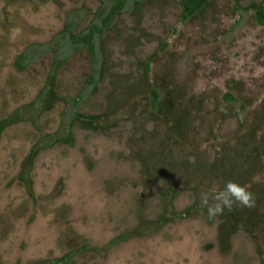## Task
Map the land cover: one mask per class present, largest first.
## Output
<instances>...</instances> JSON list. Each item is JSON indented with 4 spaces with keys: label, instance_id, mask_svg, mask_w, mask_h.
<instances>
[{
    "label": "rangeland",
    "instance_id": "1",
    "mask_svg": "<svg viewBox=\"0 0 264 264\" xmlns=\"http://www.w3.org/2000/svg\"><path fill=\"white\" fill-rule=\"evenodd\" d=\"M114 1L0 0V264H264V0Z\"/></svg>",
    "mask_w": 264,
    "mask_h": 264
},
{
    "label": "trees",
    "instance_id": "2",
    "mask_svg": "<svg viewBox=\"0 0 264 264\" xmlns=\"http://www.w3.org/2000/svg\"><path fill=\"white\" fill-rule=\"evenodd\" d=\"M131 0H115L110 8L102 9L98 14V20L90 29L74 38L75 44L87 46L93 56L96 55V43L104 33L110 21L118 13L122 12ZM211 0H183L182 19L187 20L194 14L200 12L203 7ZM260 23L264 24V7L260 6L257 11ZM156 92L154 91V94Z\"/></svg>",
    "mask_w": 264,
    "mask_h": 264
},
{
    "label": "clouds",
    "instance_id": "3",
    "mask_svg": "<svg viewBox=\"0 0 264 264\" xmlns=\"http://www.w3.org/2000/svg\"><path fill=\"white\" fill-rule=\"evenodd\" d=\"M210 196L213 201L212 204H209ZM202 202L208 205L209 219L215 218L217 215L223 213L225 209L230 211L234 205L253 208L256 203L254 194L249 191L247 186L234 180L226 181L221 190L212 194L203 193Z\"/></svg>",
    "mask_w": 264,
    "mask_h": 264
}]
</instances>
